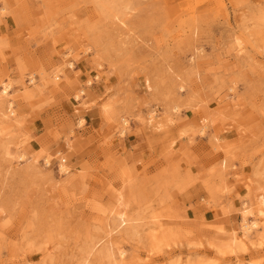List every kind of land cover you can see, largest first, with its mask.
<instances>
[{
	"label": "rangeland",
	"instance_id": "374dc122",
	"mask_svg": "<svg viewBox=\"0 0 264 264\" xmlns=\"http://www.w3.org/2000/svg\"><path fill=\"white\" fill-rule=\"evenodd\" d=\"M0 21V264H264V0H0ZM133 124L162 134L151 168L115 151Z\"/></svg>",
	"mask_w": 264,
	"mask_h": 264
},
{
	"label": "crops",
	"instance_id": "0c3cea01",
	"mask_svg": "<svg viewBox=\"0 0 264 264\" xmlns=\"http://www.w3.org/2000/svg\"><path fill=\"white\" fill-rule=\"evenodd\" d=\"M7 23L8 21L5 23L0 21V33L2 29L7 26ZM70 89L72 92H76L77 86L74 84ZM69 106L70 105H68V108ZM86 116H91V114L88 112ZM131 130L134 132L133 136H127L122 141H119V144L115 147V151L118 152L119 156L124 159L125 163L130 168H143L144 166L146 168H151L148 166L149 164L152 165V159L155 158L158 153L165 151L166 148V146H164L162 134L159 133L154 135L150 133L147 128L139 124H133ZM38 137L39 135H34L35 139ZM34 146L36 147L39 145L35 144ZM252 173L250 169L239 172V174L246 176H251Z\"/></svg>",
	"mask_w": 264,
	"mask_h": 264
},
{
	"label": "bare ground",
	"instance_id": "6f19581e",
	"mask_svg": "<svg viewBox=\"0 0 264 264\" xmlns=\"http://www.w3.org/2000/svg\"><path fill=\"white\" fill-rule=\"evenodd\" d=\"M2 88H3L2 91H0L1 95H3V96L7 95L10 87L8 85H5ZM259 203H260V206L264 209V196H260ZM257 227H258V225L256 222H252V224L249 226V228H254V229H256Z\"/></svg>",
	"mask_w": 264,
	"mask_h": 264
}]
</instances>
